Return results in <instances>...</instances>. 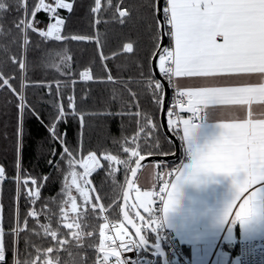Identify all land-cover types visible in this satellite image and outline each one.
<instances>
[{"label": "snow or ice", "instance_id": "6c2138e0", "mask_svg": "<svg viewBox=\"0 0 264 264\" xmlns=\"http://www.w3.org/2000/svg\"><path fill=\"white\" fill-rule=\"evenodd\" d=\"M89 8L92 14L108 17L96 19L97 28L102 23L127 26L136 20L135 38L129 35L116 50L110 46L107 30L103 38L99 34L95 39L92 35H67L66 18L59 10L72 13L74 4L66 0H0V42L5 44L0 58V89L15 98L20 119L31 104L24 93L26 85L14 86L17 76L11 73L17 65L23 73L28 62L17 55L8 56L7 45L14 43L19 48L21 36L25 54L30 34L44 40L97 45L108 83H117L109 69L110 60L127 56L134 69L120 82V91L110 94L106 103L111 110L106 112H85L82 105L87 94L79 105L75 94L68 95L65 103L59 86L54 93L48 86L57 117L75 115L81 135L92 119L106 124L119 122L121 136L112 138L119 154L106 152L100 157L89 152L86 159L76 160L65 140L62 155L68 158L69 171L62 195L54 200L42 197L45 185L38 178L21 182L23 170L15 165L16 197L26 198L28 210L22 213L19 206L16 208L14 224L7 233L0 217V264H64L59 249L68 252L70 241L61 239L59 228L80 239L81 233L72 230L81 228V216L105 210V205L98 203L104 196L91 195L100 193L102 186L86 187L92 184L87 177L100 170L115 183L119 169L114 165H123L125 205L121 212L126 223L114 226L115 235H106L108 224L101 227L96 251L102 259L98 257V264H110V258H115V264H137L124 253L147 246L148 233L157 234L154 254H161L159 229L165 225L180 244L191 247L190 264H224L222 257L227 253L221 245L235 243L237 223L242 238L246 227L249 240L264 237V226L257 223L264 220V0H92ZM40 12L50 14L46 26L37 18ZM104 49H109L111 56ZM80 78L92 82V71L84 70ZM141 94L149 101L148 110L141 104ZM158 113L167 117L166 122H157ZM235 113L240 116L236 118ZM210 120L216 123L209 125ZM209 128L219 129L211 132V139ZM61 139V134L56 135V141ZM177 141L190 162L181 160L165 172L168 158L176 154ZM146 166L155 167L156 180L152 190L141 192L128 174L135 178L137 170ZM76 167L83 172H77ZM214 175L233 178V197L223 210V223L218 225L221 234L215 226L203 230L200 210L181 204L186 184L198 185ZM5 176V168L0 167V183ZM129 190L136 193L131 204ZM53 222L58 227L54 228Z\"/></svg>", "mask_w": 264, "mask_h": 264}, {"label": "trees", "instance_id": "16d2710c", "mask_svg": "<svg viewBox=\"0 0 264 264\" xmlns=\"http://www.w3.org/2000/svg\"><path fill=\"white\" fill-rule=\"evenodd\" d=\"M31 3L38 0H30ZM51 2V0H46ZM74 4V11L69 13L61 9L60 14L66 18V28L64 32L67 35H92L99 34L104 37L107 30L110 46L116 47L120 42H127V37L132 35L135 38L137 31V21L129 22L127 26L109 23L101 24L99 28L95 26L96 19L107 20V16H98L90 13L89 4L92 0H66ZM139 3L140 0H131ZM104 3V0H102ZM50 14L40 12L37 18L44 23L48 22ZM54 23V21H52ZM30 45L25 54L23 47V38H20V47L13 43L7 45V55H17L18 59H26L28 67L21 73L18 65L11 74L17 76L14 86H20V83L26 85L24 93L31 104V108H26L20 119V113L15 105V98L6 90L0 89V167L6 170V176L3 183H0V217L3 218L5 232L10 231L14 224L15 211L19 206L21 212L27 211L26 198L17 200L16 184L13 182L17 173L15 165L23 170L21 182L29 177H36L42 185V197L45 200H54L59 198L63 192L65 184L64 177L68 174L67 157L63 156V147L61 145L67 141V147L74 152V159H86L89 152H97L100 157L106 152L119 154L118 147L113 142V137H120L119 122L105 123L103 120H90L89 126L84 134H80L78 120L75 115L59 118L56 115V107L52 103L53 97L49 95L48 86H52L53 93L59 86L63 93L66 103L68 95L75 94L78 105L81 97L85 94L88 99L82 105L85 112H106L111 108L107 105L112 92H119V84L127 79V74L133 72L131 61L127 56L119 60H110L109 69L117 83H108L105 69L101 66L99 60L100 48L91 43L60 42L44 40L36 34H30ZM5 44L0 42V58L4 55ZM106 55L111 56L109 49H104ZM71 57V59H67ZM90 69L93 74V81L86 82L80 78V73ZM105 81L103 83L99 81ZM43 85L44 87H40ZM59 102V98H57ZM141 104L145 110L150 108L149 101L141 94ZM62 116L64 114H61ZM157 122H160V114H157ZM61 134L62 138L56 141V135ZM122 142V141H121ZM121 158L124 157L121 155ZM119 169L117 179L113 183L111 177H107L105 172L98 170L89 176L92 181L87 187H101L100 193H91L95 196L100 194L104 196L98 203L105 205L108 209L110 218L121 220V197L124 185L123 165H114ZM77 172H83V169L76 167ZM129 175V174H128ZM45 178L49 177L47 181ZM70 180V177H69ZM24 192L27 189H23ZM79 199V197H78ZM116 201L117 203H113ZM81 202V201H80ZM89 209L91 206H87ZM84 208H81L83 213ZM102 212L89 211L87 216H81V228H74L72 231L81 233L80 239L75 240L71 232L62 227L59 228L62 233L61 239L70 241L66 247L59 249L60 258L64 264H81L87 261V264H97L98 253L96 246L99 244V232L102 227ZM44 223L49 221L44 220ZM67 222H71V219ZM54 228L58 225L53 222ZM42 232V230H41ZM91 232L89 236L87 233ZM148 238L156 242L153 233H148ZM21 248L23 245L21 244ZM156 264H162L158 258Z\"/></svg>", "mask_w": 264, "mask_h": 264}, {"label": "crops", "instance_id": "0c3cea01", "mask_svg": "<svg viewBox=\"0 0 264 264\" xmlns=\"http://www.w3.org/2000/svg\"><path fill=\"white\" fill-rule=\"evenodd\" d=\"M253 107L256 108L257 106L254 104ZM233 115L238 118L240 116V113H235ZM215 123V120L209 121V125H214ZM207 131L209 133L208 139H211V132L214 131L218 133L219 129L209 128ZM188 162H190V160L185 163ZM156 171L157 170L154 166L151 167V169H149V167L147 166L142 168L136 178L135 187L140 188L141 192L152 190L153 184L156 180ZM232 179L233 178L231 176L214 175L210 178H205L203 182L198 185L186 184L183 187L181 198L182 207L188 208L195 206L200 210V226L203 230H210L215 226L217 233L221 234V230L219 229L218 225L220 223H223V210L226 208L227 204L232 200L233 197ZM133 197L135 200V191H133ZM257 223L264 226V220L258 221ZM227 227L228 225L225 224L224 228L226 229ZM170 230L172 231V229ZM233 236L235 239V243L223 244L221 245V248L226 253L231 252V254L237 255L239 252V241L241 239H247V227L245 229V236L242 238L241 228L239 223H237L233 229ZM180 245L183 247L184 251L186 252V255L191 261L193 256L191 247L187 244ZM226 257H222V260H224Z\"/></svg>", "mask_w": 264, "mask_h": 264}, {"label": "built area", "instance_id": "2783aa9c", "mask_svg": "<svg viewBox=\"0 0 264 264\" xmlns=\"http://www.w3.org/2000/svg\"><path fill=\"white\" fill-rule=\"evenodd\" d=\"M181 160L187 162L188 160H190V157L183 152L180 160L175 164H168V167L164 169V171H170L171 169L175 168L181 163ZM101 221L102 226L104 224L109 225V229H105L106 235H115L114 226L123 223L122 220H115L110 218L108 214V209L106 208L102 212ZM159 235L162 239L163 246L167 252L171 264H190L191 261L186 255V252L184 251L183 247L177 241L176 237L174 236V233L166 225L159 229ZM97 248L98 245L96 246V249ZM238 254L241 258V264H264V237H258L254 240H249L248 238L241 239L239 241ZM124 256L132 261L137 262V264H151L152 262V257L146 252H144L142 247L124 253ZM98 257L99 259H102V255L100 253H98ZM110 264H115V258H110Z\"/></svg>", "mask_w": 264, "mask_h": 264}, {"label": "water", "instance_id": "95a60500", "mask_svg": "<svg viewBox=\"0 0 264 264\" xmlns=\"http://www.w3.org/2000/svg\"><path fill=\"white\" fill-rule=\"evenodd\" d=\"M170 96H171V90H169V94H168V99L169 100H170ZM166 119H167L166 116L160 114V121L164 120L166 122ZM174 151H175L176 154H175V156H171V157L168 158V161H167L168 164L177 163L180 160L181 156H182L183 151L179 148V141H177V148ZM134 166L135 165H133V167ZM141 170H142V168L137 170V176H138V174L140 173ZM136 178L137 177H135V178L131 177V174L129 173V175H128V179L129 180L136 181ZM129 191H130V198H129L128 203L131 204L135 200H134V197H133V191L132 190H129ZM124 205H125V201L123 200V194H122L121 207H123ZM121 207H120V211H121ZM141 213L143 214L142 211H141ZM121 220H122L123 223H126L124 221L122 212H121ZM153 234H154V236L156 238V242H152V241L148 240V245L145 246V247H142L144 252H146L148 255H150L152 257L151 264H156L158 258H160L162 260V264H165V261H167V264H171L170 261H169L167 252H166V250H165V248L163 246L162 239H161L160 235H159V247H160V250H161V254H154L155 253V248L153 247V245H155L157 243V234L156 233H153Z\"/></svg>", "mask_w": 264, "mask_h": 264}, {"label": "rangeland", "instance_id": "374dc122", "mask_svg": "<svg viewBox=\"0 0 264 264\" xmlns=\"http://www.w3.org/2000/svg\"><path fill=\"white\" fill-rule=\"evenodd\" d=\"M69 182H70V180H69ZM73 195H76L77 197H79V194L76 193L75 190H73ZM78 203L82 204V201L80 202V200L78 199ZM71 215L72 214L70 213V216ZM237 258H239V259H237ZM223 262H224V264H241V258L239 256V254L235 255V254H231V252H228L227 257L223 260Z\"/></svg>", "mask_w": 264, "mask_h": 264}, {"label": "flooded vegetation", "instance_id": "af4514ba", "mask_svg": "<svg viewBox=\"0 0 264 264\" xmlns=\"http://www.w3.org/2000/svg\"><path fill=\"white\" fill-rule=\"evenodd\" d=\"M147 239L150 240V239L148 238V236H147ZM150 241H152V240H150ZM152 242H155V241H152Z\"/></svg>", "mask_w": 264, "mask_h": 264}]
</instances>
